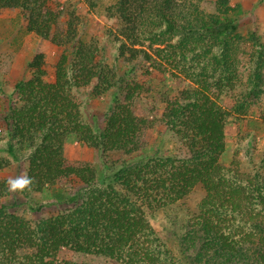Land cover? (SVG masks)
I'll return each instance as SVG.
<instances>
[{"label": "trees", "instance_id": "obj_1", "mask_svg": "<svg viewBox=\"0 0 264 264\" xmlns=\"http://www.w3.org/2000/svg\"><path fill=\"white\" fill-rule=\"evenodd\" d=\"M49 2L0 0V9H21L28 31L61 50L51 75L43 56L34 58L0 135V170L23 164L32 180L16 195L27 202L52 189L54 204L29 209L57 212L23 218L18 204L4 201L10 188L0 180V264H264V175L220 164L228 119L264 95V44L255 33L249 40L239 33L241 7L217 0L215 14L201 8L203 0H118L107 12L121 25L117 60L130 69L119 76L95 43L80 38L77 16L63 20L66 9L55 12ZM0 68L8 73L10 64ZM152 75L188 86L160 94L159 147L129 161L147 150L155 131L156 110L140 106L154 100ZM108 93L105 123L86 120L90 99ZM71 138L97 163L70 160ZM167 142L172 149L164 150ZM196 192L203 196L190 208ZM148 212L169 217L178 255Z\"/></svg>", "mask_w": 264, "mask_h": 264}, {"label": "rangeland", "instance_id": "obj_2", "mask_svg": "<svg viewBox=\"0 0 264 264\" xmlns=\"http://www.w3.org/2000/svg\"><path fill=\"white\" fill-rule=\"evenodd\" d=\"M118 0H50L47 8L60 12L66 9L64 19L75 14L78 18L79 36L86 43H95L98 46L99 58H102L110 67H114L117 74L121 76L127 73L129 67L117 60L115 36L120 30V23L111 18L108 8ZM201 8L207 13H218L220 6L214 4L217 0H203ZM228 8L238 9L241 7L239 16V33L248 40L251 33H255L264 44V0H227ZM222 8V7H221ZM223 9V8H222ZM233 14V13H232ZM62 23V21H61ZM61 50L51 41H44L36 34L28 31L27 23L21 9H0V66L10 64L8 73L0 68V135H5L3 117L12 103L17 101L15 86L20 81L31 77L30 65L38 55L43 56L47 73L52 74ZM153 76V75H152ZM138 78V77H137ZM142 78L136 80L141 82ZM149 90L153 91L150 99L144 101L140 106L147 112L156 110L154 133L148 134V148L144 152L127 158L134 161L145 156H151L154 148L159 147L160 138H155L156 132L161 131V93L168 92L170 95L177 93L188 86L186 81H176L171 75H154ZM163 102V101H161ZM159 103V105H158ZM224 107L230 108L232 103L229 99H222ZM85 112L86 120L96 116L100 124L105 123V116L113 104V93L90 99ZM155 105V106H154ZM156 117V118H155ZM158 121V122H157ZM226 150L220 159L224 167H236L244 176H251L256 171L264 175V95L259 103L248 109L245 113H235L228 119L226 128ZM150 137V138H149ZM154 137V139H153ZM164 150L172 149V145L165 143ZM178 149V146H176ZM66 156L72 161H87L97 163L93 151L81 144L77 139H69L65 145ZM185 154V152H183ZM26 165L12 163L9 167L0 170V180L22 178L26 171ZM9 186V185H8ZM10 188V186H9ZM18 191V190H16ZM16 191L10 190L5 198L6 202H15L19 205V215L30 221H37L49 217L57 212L54 206H47L42 213L35 214L30 206L42 204H54V191L47 190L39 194H32L27 202L16 195ZM201 192H196L188 200V206L194 208L202 198ZM148 220L162 240L168 245L174 255H178L172 233L170 231L169 217L163 212L147 213Z\"/></svg>", "mask_w": 264, "mask_h": 264}, {"label": "clouds", "instance_id": "obj_3", "mask_svg": "<svg viewBox=\"0 0 264 264\" xmlns=\"http://www.w3.org/2000/svg\"><path fill=\"white\" fill-rule=\"evenodd\" d=\"M7 183L10 186V190L16 191L29 188V186L32 184V180L31 178L25 176L17 179H9Z\"/></svg>", "mask_w": 264, "mask_h": 264}]
</instances>
